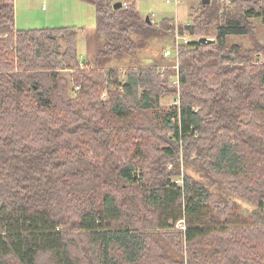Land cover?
<instances>
[{
	"label": "trees",
	"instance_id": "1",
	"mask_svg": "<svg viewBox=\"0 0 264 264\" xmlns=\"http://www.w3.org/2000/svg\"><path fill=\"white\" fill-rule=\"evenodd\" d=\"M76 1L96 12L84 66L81 28H16L0 0V264H264V0H199L178 71L123 72L174 19Z\"/></svg>",
	"mask_w": 264,
	"mask_h": 264
},
{
	"label": "rangeland",
	"instance_id": "2",
	"mask_svg": "<svg viewBox=\"0 0 264 264\" xmlns=\"http://www.w3.org/2000/svg\"><path fill=\"white\" fill-rule=\"evenodd\" d=\"M75 2V6L73 5ZM141 14L145 17H151L152 21L159 23L163 18L169 17L174 19V23L178 25H187L189 23L188 11L190 7L197 6L198 0H181V4L176 8L172 4H168L165 0H136ZM16 10V24L18 28H43L49 26H76L82 29L78 39V51L81 55L82 61H91L96 53L99 39L95 34L96 12L95 9L83 2L76 0H22L19 7L15 3ZM77 6L80 7V16L75 15ZM19 9V10H18ZM257 22V21H256ZM258 38L264 44V25H258ZM189 34V32H187ZM190 36L191 40L195 38ZM229 40L241 44L244 48H251L252 43L249 37L232 36ZM64 45V43L62 42ZM174 37L167 34L163 37H156L151 40V44L145 47L138 54L139 61L133 62L131 56H127L122 60H112L107 66L119 68L123 72L128 65L134 66H151L155 62L161 66V69L171 68L176 69L177 61L175 56L165 57L163 52L169 48L174 51ZM164 50V51H163ZM175 60V61H174ZM264 63V54L259 59ZM259 61V62H260ZM73 68H66L63 75L70 78ZM176 71V70H175ZM176 104V99L166 97L162 101V107L168 109L170 105ZM242 209L244 215H249L253 209L248 202H242Z\"/></svg>",
	"mask_w": 264,
	"mask_h": 264
},
{
	"label": "built area",
	"instance_id": "3",
	"mask_svg": "<svg viewBox=\"0 0 264 264\" xmlns=\"http://www.w3.org/2000/svg\"><path fill=\"white\" fill-rule=\"evenodd\" d=\"M223 1H227L229 2L230 0H223ZM166 3L168 4H174L176 6V8L182 3L181 0H165ZM174 41H175V46H174V51L170 50L169 48H167V50L164 53L165 57H170V56H175L178 58L179 54H180V46L182 44L188 43L189 41H191L190 36L188 33H181L180 29H179V25L178 22L176 23V30H175V34H174ZM86 62L82 61L81 62V66H84ZM176 70L178 71L179 69V64L177 63L175 66ZM125 70V69H124ZM173 84L179 89L180 88V83H179V77L178 74L175 75L173 77ZM76 90H79V87L76 88ZM106 94L103 95V97H105ZM179 228L184 229L185 226L180 222L178 224Z\"/></svg>",
	"mask_w": 264,
	"mask_h": 264
},
{
	"label": "water",
	"instance_id": "4",
	"mask_svg": "<svg viewBox=\"0 0 264 264\" xmlns=\"http://www.w3.org/2000/svg\"><path fill=\"white\" fill-rule=\"evenodd\" d=\"M204 3H209L211 0H202ZM123 6V3L122 2H118V3H115L114 4V8L117 9V8H120ZM149 21H150V17L147 16L146 17ZM199 41L201 43H204V44H210V43H214L215 42V39L214 38H211V37H206V36H203V37H200L199 38Z\"/></svg>",
	"mask_w": 264,
	"mask_h": 264
},
{
	"label": "crops",
	"instance_id": "5",
	"mask_svg": "<svg viewBox=\"0 0 264 264\" xmlns=\"http://www.w3.org/2000/svg\"><path fill=\"white\" fill-rule=\"evenodd\" d=\"M20 1H22V0H15V3L17 4V7H19V3H20ZM27 1V0H26ZM199 1V0H198ZM72 3H73V5L75 4V2H73L72 1ZM16 6V5H15ZM75 6V5H74ZM76 9V11H75V15H77V16H80V14H79V12H78V10L80 9V7L79 6H77V8H75ZM17 10V9H16ZM19 10V9H18ZM79 11H81V10H79ZM16 24V23H15ZM16 28H18L17 27V24H16ZM21 29H28V28H21Z\"/></svg>",
	"mask_w": 264,
	"mask_h": 264
},
{
	"label": "bare ground",
	"instance_id": "6",
	"mask_svg": "<svg viewBox=\"0 0 264 264\" xmlns=\"http://www.w3.org/2000/svg\"><path fill=\"white\" fill-rule=\"evenodd\" d=\"M232 2V1H231Z\"/></svg>",
	"mask_w": 264,
	"mask_h": 264
}]
</instances>
